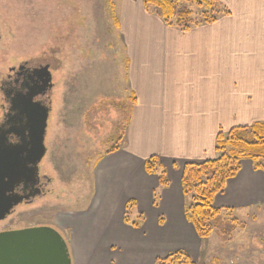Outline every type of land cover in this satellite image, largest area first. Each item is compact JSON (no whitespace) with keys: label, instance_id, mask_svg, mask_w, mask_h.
<instances>
[{"label":"crops","instance_id":"0c3cea01","mask_svg":"<svg viewBox=\"0 0 264 264\" xmlns=\"http://www.w3.org/2000/svg\"><path fill=\"white\" fill-rule=\"evenodd\" d=\"M217 1L228 14L182 31L142 0H121L132 103L120 145L96 163L88 204L60 222L72 264H155L178 251L198 260L202 239L186 219L183 169L215 159L220 132L264 125V0ZM152 157L167 187L146 172ZM129 202L139 228L125 222ZM214 206L232 214L264 207V171L242 160Z\"/></svg>","mask_w":264,"mask_h":264},{"label":"rangeland","instance_id":"374dc122","mask_svg":"<svg viewBox=\"0 0 264 264\" xmlns=\"http://www.w3.org/2000/svg\"><path fill=\"white\" fill-rule=\"evenodd\" d=\"M170 1L199 12L195 0ZM121 8V0H0V81L21 64L49 63L54 82L39 166L52 181L45 194L16 207L0 232L50 226L65 238L61 220L91 199L96 163L120 145L132 103L121 69ZM260 162L264 169V153ZM193 264H264V207L222 211Z\"/></svg>","mask_w":264,"mask_h":264},{"label":"water","instance_id":"95a60500","mask_svg":"<svg viewBox=\"0 0 264 264\" xmlns=\"http://www.w3.org/2000/svg\"><path fill=\"white\" fill-rule=\"evenodd\" d=\"M50 81L48 76L45 84ZM31 104L29 95L15 96L14 115L0 125V223L16 207L42 194L39 166L47 153L50 109ZM10 135L19 142L10 143ZM0 264H72V259L66 239L56 229L38 226L0 232Z\"/></svg>","mask_w":264,"mask_h":264},{"label":"trees","instance_id":"16d2710c","mask_svg":"<svg viewBox=\"0 0 264 264\" xmlns=\"http://www.w3.org/2000/svg\"><path fill=\"white\" fill-rule=\"evenodd\" d=\"M170 0H143L146 10L160 17L166 24L176 26L182 31H189L203 23L216 22L218 17L229 12L217 0H195L198 11L183 4ZM202 19L200 21L199 19ZM115 151L113 149L110 152ZM264 153V125L251 128H234L227 133L220 132L217 137L216 154L213 160L201 164H188L183 169L182 186L185 198L190 199L185 215L187 221L194 227L200 239L207 238L211 233V222L222 210L214 206V200L221 194L228 180L235 178L240 169L241 161L248 159L258 170H263L260 157ZM148 174H159L160 184L169 185L166 174L159 160L155 157L145 163ZM125 222L135 228L140 227L139 221L131 222L129 210L134 202H129ZM227 229H224L226 232ZM155 264H193L190 257L178 251L169 254L164 259H158Z\"/></svg>","mask_w":264,"mask_h":264},{"label":"flooded vegetation","instance_id":"af4514ba","mask_svg":"<svg viewBox=\"0 0 264 264\" xmlns=\"http://www.w3.org/2000/svg\"><path fill=\"white\" fill-rule=\"evenodd\" d=\"M48 76L51 77V81L46 85L45 82ZM53 89L51 64L30 65L24 63L17 68H12L7 75L2 76L0 81V125H3L11 115H14L11 111L12 100L20 94L24 97L29 95L32 107L46 106L51 111L50 94ZM9 142L16 144L19 139L14 135H10ZM51 181L48 176L40 175L39 187L43 194H45V190Z\"/></svg>","mask_w":264,"mask_h":264}]
</instances>
